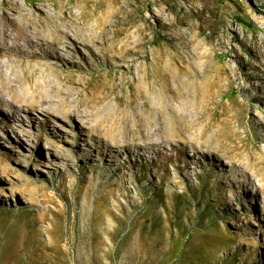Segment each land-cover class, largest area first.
I'll list each match as a JSON object with an SVG mask.
<instances>
[{
    "label": "rangeland",
    "instance_id": "rangeland-1",
    "mask_svg": "<svg viewBox=\"0 0 264 264\" xmlns=\"http://www.w3.org/2000/svg\"><path fill=\"white\" fill-rule=\"evenodd\" d=\"M64 9L113 40L61 65L101 83L89 119L131 115L157 143L112 144L75 116L0 126V264H264V0ZM169 123L186 129L161 142Z\"/></svg>",
    "mask_w": 264,
    "mask_h": 264
},
{
    "label": "bare ground",
    "instance_id": "bare-ground-1",
    "mask_svg": "<svg viewBox=\"0 0 264 264\" xmlns=\"http://www.w3.org/2000/svg\"><path fill=\"white\" fill-rule=\"evenodd\" d=\"M52 3L58 11L43 10L38 3L26 8L17 0L0 2V126L37 123L39 115L75 116L112 144H139L144 138L153 147L158 138L148 131V122L142 124L137 117L135 123L131 115L120 120L113 113L96 121L89 119L102 101L101 83L84 74L62 77L61 65L78 62V46L88 48L96 60L102 59L113 49V40L99 22H86L84 10L66 11V0ZM185 129L183 124L169 123L156 130L165 142Z\"/></svg>",
    "mask_w": 264,
    "mask_h": 264
},
{
    "label": "trees",
    "instance_id": "trees-1",
    "mask_svg": "<svg viewBox=\"0 0 264 264\" xmlns=\"http://www.w3.org/2000/svg\"><path fill=\"white\" fill-rule=\"evenodd\" d=\"M158 194H159V196H158V199H157L156 204L160 203V205H162V207H164L165 209H167V204L165 202L164 196H162L161 191H158ZM177 196H179V195H177ZM149 205H150V202H149ZM205 207H206V210L208 211L209 210V207L208 206H205ZM174 211H175V214H176L175 215V219L176 220H180V217H179V214H178V212L180 211L179 208L176 207V209ZM171 220H173V218H171Z\"/></svg>",
    "mask_w": 264,
    "mask_h": 264
}]
</instances>
